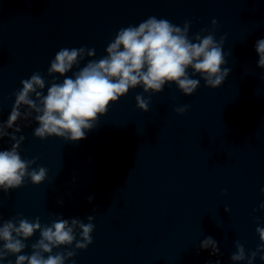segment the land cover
I'll return each mask as SVG.
<instances>
[{"label": "clouds", "instance_id": "9594fccd", "mask_svg": "<svg viewBox=\"0 0 264 264\" xmlns=\"http://www.w3.org/2000/svg\"><path fill=\"white\" fill-rule=\"evenodd\" d=\"M191 27L192 21H184L181 27L150 16L136 26L120 28L106 47V55L99 59H93L94 48H61L47 69L52 79L37 71L21 80V88L11 93L15 101L7 120L0 121V140L7 137L13 142L9 149H0V191L7 194L18 189L26 179L39 185L48 178L47 168L32 167L38 157L22 158L20 145L25 136L16 135L22 131L18 121H35L38 127L33 135L41 140L54 136L76 142L86 138L87 131L96 127L111 104L137 87L150 94L147 98L143 94L135 96L136 107L143 112L149 111L151 94L162 92L165 85L175 84L185 96L193 95L201 80L208 88H219L231 72L225 67L226 34L216 39V19L210 28H202L190 37ZM255 50L259 56L257 66L264 69V39L255 42ZM86 58L87 63L80 67ZM197 75L200 79L194 78ZM58 77H63L62 81ZM189 107L185 104L175 111L183 115ZM93 199L88 197L90 203ZM58 203L62 205L63 201ZM259 210H264V202ZM94 219V214L88 215L85 223L79 217L66 219L59 215L50 224H42L39 217L30 220L17 214L4 219L0 214V264L8 257H15L14 264H66L69 260L75 264L77 250H86L93 243ZM255 231L260 241L256 249L246 252L244 244L235 241L232 264L245 260L254 264L257 256L264 261V227L257 226ZM37 232L39 239L30 245V253L26 252L27 241ZM61 248L64 250L54 251ZM199 249L221 255L218 241L211 236L200 241ZM8 264L13 261L8 260Z\"/></svg>", "mask_w": 264, "mask_h": 264}]
</instances>
